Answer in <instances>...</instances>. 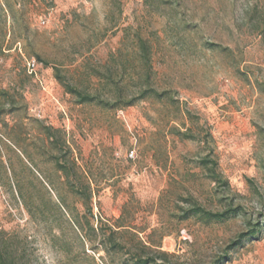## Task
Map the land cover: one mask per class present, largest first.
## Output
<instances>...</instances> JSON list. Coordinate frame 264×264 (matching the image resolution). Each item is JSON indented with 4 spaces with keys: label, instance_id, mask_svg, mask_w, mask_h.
<instances>
[{
    "label": "rangeland",
    "instance_id": "1",
    "mask_svg": "<svg viewBox=\"0 0 264 264\" xmlns=\"http://www.w3.org/2000/svg\"><path fill=\"white\" fill-rule=\"evenodd\" d=\"M7 2L0 228L28 264H132L129 235L99 249L118 226L167 264H264V0ZM147 89L162 98L125 107ZM193 204L234 213L181 220Z\"/></svg>",
    "mask_w": 264,
    "mask_h": 264
},
{
    "label": "trees",
    "instance_id": "2",
    "mask_svg": "<svg viewBox=\"0 0 264 264\" xmlns=\"http://www.w3.org/2000/svg\"><path fill=\"white\" fill-rule=\"evenodd\" d=\"M3 6L6 10L10 11V13L14 12V9L11 5L4 0ZM18 13L22 12V10H16ZM55 77L60 85L63 86L65 91L68 94H71L76 97L79 104L86 103H96L101 106H114L110 104V101H104L99 95H91L89 93L83 92L82 90L72 86L67 82L66 77L61 75L59 72H56ZM148 97H156L161 99L162 95L157 91L152 89L143 90L137 98L131 99L126 103L125 107H129L134 105L138 101L145 100ZM123 101H119L117 103H122ZM205 165H211V171L215 175V168L217 163L211 160H205L203 162ZM216 181H221L220 179L215 178ZM92 197V190L89 188L88 199L90 200ZM88 200V201H89ZM184 212V211H183ZM234 212L232 210L223 212V213H211L205 211L200 206L193 204V208L184 212L183 216H181V220H188L191 218H198L199 220L205 223L222 221L229 218ZM124 228V226H118L116 229L109 228V231H97L94 230L95 235L99 239V249L104 251L107 254L111 252L121 253L124 248L127 246V242H125L124 237L126 235L130 236L131 245L135 248V254L132 257V264H167L169 254L165 252H154L150 246H148L137 233L132 232L128 229L120 231L119 229ZM257 232H251L252 236H255ZM123 236L121 238L120 236ZM244 237V236H243ZM241 236V238H243ZM242 242V241H241ZM241 242H234L229 249L233 248L236 245H240ZM26 250L24 248V244L20 242V238L16 234H11L6 232L5 230L0 228V264H28ZM154 254L156 256L154 257ZM159 261H163V263H158ZM228 260H226L227 262Z\"/></svg>",
    "mask_w": 264,
    "mask_h": 264
},
{
    "label": "built area",
    "instance_id": "3",
    "mask_svg": "<svg viewBox=\"0 0 264 264\" xmlns=\"http://www.w3.org/2000/svg\"><path fill=\"white\" fill-rule=\"evenodd\" d=\"M37 69V64L35 60H31L28 62V70L30 74H34L36 72ZM133 155V152H132Z\"/></svg>",
    "mask_w": 264,
    "mask_h": 264
}]
</instances>
